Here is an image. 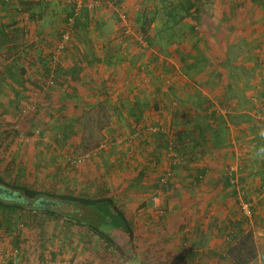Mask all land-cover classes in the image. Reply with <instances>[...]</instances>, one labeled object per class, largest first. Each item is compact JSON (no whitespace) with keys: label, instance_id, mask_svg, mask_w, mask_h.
I'll return each instance as SVG.
<instances>
[{"label":"rangeland","instance_id":"374dc122","mask_svg":"<svg viewBox=\"0 0 264 264\" xmlns=\"http://www.w3.org/2000/svg\"><path fill=\"white\" fill-rule=\"evenodd\" d=\"M155 1L111 0L94 8L82 5L65 45L71 51H63L74 59L66 69L71 76L66 82L54 79L57 73H63L59 71L62 68L48 62L60 43L71 5L66 0H15L19 14L25 12L23 20L30 15L22 22V36L26 35L27 41L33 37L32 29L25 24L34 9L44 25L55 21L56 27H50L48 36L49 40L55 36L57 44L52 46L53 52L41 48L48 61L42 67V76L47 77L36 81L17 64L22 51L28 58L38 54L34 43H24L23 48L0 47V176L9 183L57 194L111 197L127 217L134 236L130 240L114 231L110 237L115 244L107 245L69 219L41 216L34 224L31 216L0 215V264H264V169L256 177L258 185H246V174L240 175L245 161L254 172L259 166L255 163L256 151L264 152V0ZM165 11L173 14L168 27L160 25ZM51 12L55 13L53 21ZM5 25L21 26L17 20ZM210 28L215 32L210 33ZM207 39L214 42L210 44ZM184 61L188 63L183 68ZM114 66L133 70L138 87L152 89L149 98L145 91V97H121L124 109L130 106L129 101L148 109L139 112L141 120L133 126H128V117H119L121 124L114 125L113 117L119 116L116 111L98 105L115 101L113 92L124 85ZM202 72L208 74L206 85L210 82L218 93L231 92L239 104L256 110L255 117L216 99L207 105L209 112L216 106L221 109L212 126L203 119L198 121L197 111L187 104L181 108L187 114L186 122L160 118L164 107L169 109L166 114L180 109L175 90L178 75L188 76L185 87L195 93L193 102L198 100L206 86L189 75ZM206 99L202 98L204 102ZM241 122L247 124L248 133L240 138L239 145L237 140L232 141L229 130L230 125ZM196 124H204L209 149H233L230 154L234 159L223 166L222 176L233 201L228 208L221 206V217L225 216L231 225L218 223L217 228L225 239L218 246L231 243L221 256H207L193 247L195 234L214 232L210 225L200 222L212 210L201 215L193 212L195 202H173L180 187L176 171L188 170L182 162L186 157H182L183 148L177 146V136L180 129ZM249 134L254 147L247 150L255 153L248 158L240 151ZM135 141L141 147L137 152L132 149ZM195 147L187 145L188 153L193 154ZM191 163L190 159L187 164ZM230 168L235 169L233 185L227 179ZM168 172L173 185L153 202L159 180ZM241 203L251 207L249 221L242 214ZM238 223L247 231L241 237L250 234L242 247H238L240 240L235 234Z\"/></svg>","mask_w":264,"mask_h":264},{"label":"crops","instance_id":"0c3cea01","mask_svg":"<svg viewBox=\"0 0 264 264\" xmlns=\"http://www.w3.org/2000/svg\"><path fill=\"white\" fill-rule=\"evenodd\" d=\"M22 1V0H21ZM32 2V0H31ZM155 2H158L157 0ZM152 3V1H151ZM17 9H15V0H10V2L3 3L0 0V47H4V46H18L21 48H23L22 44L26 43V45L28 46L31 42V44L34 43V46L37 47L39 49V51H37L38 54L34 55L32 58H28L26 57L27 55L23 54L24 52L22 51L21 54V58L18 61V65L23 66V68L26 70V72H28L29 74V78L36 81L37 79L40 80V78L43 80L45 76H42V67L44 66V64L46 63L47 60L45 55L43 53H41V48L44 50V52H48L51 50L53 52V50L56 47V41H55V36L54 38H51L49 40V36L48 33H50V27L52 28L55 25V21L53 22V25L50 24H45L41 21L42 19H39L40 16L38 14H36L34 11V9H32V15L30 17V19L26 22V26L30 29H32L31 34H32V38L30 41L26 40V35L23 37L22 36V32H25L22 26V22L25 21V19H28V15H25L24 20H23V15H24V11L20 12L21 14H19L18 11H20V7H17ZM18 10V11H17ZM131 12V11H130ZM54 12L50 13V16L52 17V21L55 18L54 17ZM19 21L21 26H8L7 28L5 23L11 24V22L13 21ZM160 25L164 26V27H168V25L170 26L171 21L170 19L167 18V16H165V13L161 14V20H160ZM56 27V26H54ZM214 27H218V26H214ZM47 29V30H46ZM50 30V31H49ZM222 30V29H221ZM210 33L211 32H215V29L210 28ZM243 31V30H242ZM52 32V31H51ZM218 32H219V28H218ZM8 33V34H7ZM56 35V34H55ZM211 35V34H210ZM209 35V36H210ZM208 41V39H207ZM216 41L218 42L219 40L216 39ZM242 41V40H240ZM210 44L214 42L213 39H209L208 41ZM232 43V42H230ZM219 44V43H217ZM52 46H55L54 49L52 50ZM66 47V48H65ZM127 47H130V45H128ZM65 50V52H70L71 50H69V47L64 46V48L60 51V58L58 59V64H56V66H58V68H62V70L59 69V71H63V73H57L56 76L54 77V79L56 80H61L64 79L66 80V82H70L71 80V76L69 74H67L66 69L68 70V68L70 67V65L74 64L73 60L70 57H68L67 53L65 54L63 51ZM35 52V51H34ZM51 52V53H52ZM43 54V55H42ZM50 62H48V64H52V60L49 59ZM10 62V60L8 61ZM187 61H184L182 63V67L184 68L187 65ZM47 64V63H46ZM166 65H169L168 63H166ZM114 70L115 72H117L119 74L118 79L119 81L123 82L124 85H122L121 89L118 90L117 92H113L114 95H116V100L113 102H99V106H102L103 108L100 109H111L116 111V115H119L118 118L116 116L113 117V124L118 126L121 124V120L119 121V117H123L126 118L128 117V126H133L132 124L135 121H139L141 120L140 118V113L139 112H147L148 109L146 110V106L142 107L140 106L137 102L133 101L130 102V106L126 109H124V106L121 105V103H123L121 101V97L123 96H127V95H132L134 97V95H144L145 97V92L147 93V96L149 95V93H152V89L150 87H146L143 86L138 87L139 85V79L138 77L135 76L133 70L129 69L126 70L125 68H120V66H114ZM98 70H101L100 68ZM161 70V69H160ZM47 71V69H46ZM152 78H157V75L152 76ZM186 77H188L186 74H182V75H178L177 76V83L175 85V90H176V96L178 97V101H179V107L180 109L177 108V110H175V113L173 114H166L165 110H169L168 108L165 109L164 107V111L161 114L162 117L160 118H164L167 117L168 119L171 120H182V122H186L187 119V114L185 113L184 109V104L190 105L191 107H193L195 109V112L197 113V118L198 121L200 119H203L205 124L208 126H212L213 124V119L216 116V112L220 111L221 109L219 106H216V110H211L209 112V110L207 109V105L211 104V103H215L216 99H220V100H224L225 102L230 103L232 106L230 107V109H234V110H238V112H240L241 114H249L254 116V110L253 112L248 109L245 108L243 106V104H239L238 101V97L236 96H232L231 92L228 94H223V93H218L217 90H212V87L210 86V82H208V85H206V81L208 80V74H205V72H202L200 74H193V75H189V77H191V79L193 80H197L201 83H204L203 85L206 86L202 88V94H198V100L196 102H193L194 99V95L195 93L192 92L191 90L189 91L186 87H185V81ZM100 78V75H99ZM162 78V82H165V80H163V76L160 75V79ZM211 78V77H210ZM209 78V79H210ZM146 82V81H145ZM166 83L169 84V81H166ZM71 86V84H70ZM211 87V89H210ZM147 90V91H146ZM167 89H165L166 91ZM104 91V90H103ZM145 91V92H144ZM230 94V95H229ZM241 94H243L241 92ZM245 94L247 95V92H245ZM113 95V98H114ZM197 95V93H196ZM129 97V96H127ZM207 99H206V98ZM229 97V98H228ZM119 98V100H117ZM130 98V97H129ZM149 98V96H148ZM202 98L205 100H207L206 102H204L202 100ZM228 99V100H227ZM130 100V99H129ZM134 100V99H131ZM221 102V101H219ZM104 103V104H102ZM233 103V104H232ZM105 106V107H104ZM125 110L127 111L125 114ZM264 112V111H261ZM152 117L156 118V115H154V113H151ZM151 117V119H152ZM127 119V118H126ZM207 120V121H206ZM131 122V123H130ZM146 122V121H145ZM176 122V120H175ZM147 123V122H146ZM180 125V124H178ZM204 126V124H203ZM203 126H200V124H196V126L192 127V128H186L184 127L183 129H180L179 134L177 136L178 138V142H177V146L178 147H182L183 148V156L182 157H186L184 158L185 161H182L184 163L185 167H188L187 169H181L176 171V173H178V177L179 180L177 181V185L180 186L179 188H176L177 190V196L175 197V200H173V202H195V207L196 210H194L193 212L195 213L196 211H198L201 215L205 214V211H209L212 210L210 212L209 215H206L207 218H201V223H206L208 225H210L213 229V233H206V232H199L197 234H195L194 236V240L196 239L197 241L193 242V247L198 248V250L201 251H205L207 256H221L225 254V250L226 247L228 248V246L230 245L231 241L226 242L225 246H218L221 245V243L223 242L224 236L220 232L217 231L219 225L218 223H221V225H225L227 226L228 224L231 225L230 222H226L225 216L222 218V204H224V208H228L230 206L229 202H232L233 199L232 197H230V193L228 191H230L229 186H228V182L225 178H222L223 176V166L229 162V160L234 159L233 155L231 156V152L233 151L232 148L229 147H225L223 149H215L212 148L209 149L208 143L210 144V140L208 141L207 138H204L205 136V132L203 129ZM247 126L246 123L241 122L240 124L236 125H230V130L231 131V138L232 141L240 143V138L244 135L247 134L245 132L246 129L245 127ZM193 130V131H192ZM121 132L117 133L116 135L120 134ZM209 135V134H208ZM248 141L245 142L244 146L241 147V151L240 154L244 157H248L249 155L252 156L253 153H255V151H252L249 153L247 150V147L253 148L254 147V143H252L253 141V136H251L249 134V138L247 139ZM263 141L262 140V146H263ZM204 143H206L205 147H204ZM182 144V145H180ZM194 144L196 145V147L193 149L194 152L192 153H188L187 150V145H191ZM133 146V150L134 151H138L139 149H141L140 144L138 141H135V143L132 145ZM206 146L208 147V149L206 148ZM257 151H256V159H258V161L256 160L255 163L259 164V166L256 167V170L251 171L248 168V164L245 160V165L243 168H241L240 175L241 174H246L245 178V184L246 185H250V183H254L255 185L259 184V179H257L256 177H259L262 174V170L264 169V152L262 153H258L257 156ZM191 156V157H190ZM191 159L192 163L191 164H187L189 162V160ZM258 167L260 168V172H257ZM247 168V169H246ZM183 170V171H182ZM258 175V176H257ZM202 177V180H201ZM204 177V178H203ZM200 178V179H199ZM200 181H199V180ZM261 182V181H260ZM187 185V187H185ZM190 187L193 188L190 191ZM181 188V189H180ZM229 188V189H228ZM218 202V203H217ZM210 204V205H209ZM208 207V210H206L205 208ZM181 207V204H180ZM193 207V206H192ZM220 208V210H219ZM220 211V212H219ZM213 213V214H212ZM223 214L226 215V212H223ZM256 220V219H255ZM259 222V221H258ZM224 223V224H223ZM251 223V222H250ZM213 225H217V226H212ZM202 228V227H201ZM199 229V228H198ZM197 229V232H198ZM230 229H234L233 227H231ZM237 229H239L237 231ZM201 229H199L200 231ZM237 231V232H236ZM244 229H243V224H236L235 225V234L237 236V239L241 238V236L244 234ZM233 232V230H232ZM247 232V231H245ZM236 239V236L235 238ZM201 240V243H199V241ZM263 244V243H261ZM253 262H250V264H252ZM214 264V263H213Z\"/></svg>","mask_w":264,"mask_h":264},{"label":"trees","instance_id":"16d2710c","mask_svg":"<svg viewBox=\"0 0 264 264\" xmlns=\"http://www.w3.org/2000/svg\"><path fill=\"white\" fill-rule=\"evenodd\" d=\"M1 1L5 4L10 2V0ZM164 13L171 21L172 12L165 11ZM138 132L140 133V131ZM135 134L138 135V133ZM15 214L31 216L30 222L33 223H36L41 216L69 219L76 225L85 227L98 235L107 245L115 244L110 237L114 231L123 233L130 240L134 236L127 217L111 197L92 198L87 195L57 194L36 190L18 183H9L0 176V215L12 216ZM249 237L250 234H245L244 237L239 238L238 247L246 245L244 240Z\"/></svg>","mask_w":264,"mask_h":264},{"label":"built area","instance_id":"2783aa9c","mask_svg":"<svg viewBox=\"0 0 264 264\" xmlns=\"http://www.w3.org/2000/svg\"><path fill=\"white\" fill-rule=\"evenodd\" d=\"M110 1L111 0H66V2L71 5V9H70V13L66 17V22H65L66 27L63 29L61 33L60 43L57 46V50L51 56L52 65L58 63L60 51L70 40V36L74 29L76 18L79 15L81 6L87 5L88 7L94 8L100 6L101 4L104 3L106 4V2L107 4H110ZM149 131L157 132L155 131L154 128L152 129L150 128ZM77 162L79 163L80 160H78ZM233 171H235V169L230 168V170L227 173V179L229 183L232 185L235 183V177L233 176ZM170 177L171 174L168 172L164 178H161L159 180L158 190L152 196L153 202H157L160 195H163L165 191H167L170 187H172L173 183L171 182ZM240 208L244 218L249 221V219L252 216V210L250 205L247 203H241Z\"/></svg>","mask_w":264,"mask_h":264}]
</instances>
